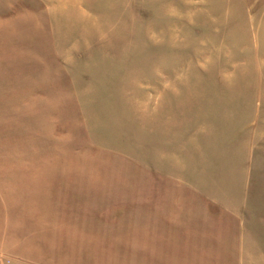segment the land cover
<instances>
[{"label":"rangeland","instance_id":"obj_1","mask_svg":"<svg viewBox=\"0 0 264 264\" xmlns=\"http://www.w3.org/2000/svg\"><path fill=\"white\" fill-rule=\"evenodd\" d=\"M264 257V0H0V264Z\"/></svg>","mask_w":264,"mask_h":264},{"label":"crops","instance_id":"obj_2","mask_svg":"<svg viewBox=\"0 0 264 264\" xmlns=\"http://www.w3.org/2000/svg\"><path fill=\"white\" fill-rule=\"evenodd\" d=\"M256 262H246L245 264H264V257H261V258H257L255 260Z\"/></svg>","mask_w":264,"mask_h":264}]
</instances>
